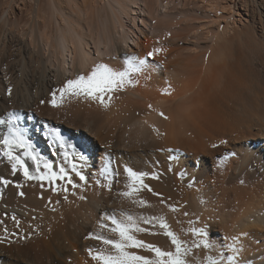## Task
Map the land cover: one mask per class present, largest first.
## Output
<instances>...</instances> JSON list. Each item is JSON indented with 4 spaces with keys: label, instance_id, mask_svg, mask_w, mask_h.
Masks as SVG:
<instances>
[{
    "label": "bare ground",
    "instance_id": "1",
    "mask_svg": "<svg viewBox=\"0 0 264 264\" xmlns=\"http://www.w3.org/2000/svg\"><path fill=\"white\" fill-rule=\"evenodd\" d=\"M10 5V17H34L41 43L36 44L33 28L27 45L25 33L11 41L16 49L26 52L30 45L34 51H50L67 75L74 68L86 75L107 62L114 69L118 57L113 58L114 53L133 58V64L144 60L147 67L130 72V83L105 94L107 106L85 96H80L76 108L13 106L19 120L23 111L35 112L41 120L60 111L73 116L66 128L56 118L54 125L41 123L40 131L33 117L21 120L26 121L22 128L41 164H51L56 172L64 168L77 186L61 180H27L19 169L13 173V162L0 154V180L8 181L0 183V264H51L55 252L71 264H99L89 250L112 249L89 234L118 239L101 217L121 210L163 216L169 230L192 248L190 264H202L206 256L218 254L202 245L194 247L203 239L194 229L221 246L237 237L236 247L243 248L241 264H264V86L244 102L237 87L249 81L239 64L241 53L236 55L229 47L235 39L250 41L257 22L263 26L264 0H239L236 10L233 0H11ZM43 84L51 86L48 78ZM238 91L244 102L240 109L234 108ZM12 105L4 104L0 91V117L6 118ZM106 108H117L116 115L132 121V129L117 126L116 139H108L107 131L96 127L92 112ZM53 130L63 138V147L50 135ZM126 137L133 140L126 143ZM96 140L99 150L94 149ZM16 151L36 175L32 161ZM48 151L53 156L49 160ZM125 167L145 173L131 197L122 195L130 184ZM77 170L85 181L76 176ZM101 222L109 228H101ZM139 227L146 231L134 233L137 239L173 250L158 222H141ZM128 251L154 258L147 249Z\"/></svg>",
    "mask_w": 264,
    "mask_h": 264
},
{
    "label": "snow or ice",
    "instance_id": "2",
    "mask_svg": "<svg viewBox=\"0 0 264 264\" xmlns=\"http://www.w3.org/2000/svg\"><path fill=\"white\" fill-rule=\"evenodd\" d=\"M152 53H149L151 56ZM133 58H128L126 60V65L128 70L116 71L110 68L106 64H99L94 66L90 73L87 75H79L76 79H68L65 81L63 86L58 90L61 98L67 95L72 96H85L91 99H98L99 102L105 104V94L114 91L117 87L122 88L124 83L130 81V72H137L145 69L147 67V62L144 60H139L136 64L132 63ZM56 92L52 93V100L50 104L53 107L58 106L56 100ZM109 99L111 97L109 96ZM44 103V101H41ZM163 115V113H161ZM56 142L60 144L61 147L64 146L63 138L58 132L53 130L50 134ZM0 146H2V154L12 163V171L15 173L19 169L23 176L27 180H40L48 181L49 183H54L56 180L66 181L67 185H72L75 188L77 185L73 182L70 176L67 175L64 168H60L59 172L53 170L51 164L44 162L41 164V157L39 153L35 152L33 145L26 138L24 130L19 123V116L10 112L7 117H0ZM215 147V145H214ZM17 149L21 150L24 157L29 158L32 164L35 165L36 175L30 172L29 165L21 155L17 153ZM80 160H84L83 154L79 155ZM41 167H43L44 172L41 173ZM73 169H76V165H72ZM125 173L127 174L130 184L128 191L122 193L124 197H131L132 194L137 191V184H142V177L145 173H138L131 168L125 167ZM76 176L79 177L80 181H85L86 177L80 172H75ZM155 178V177H153ZM0 183L7 184L8 181L0 180ZM148 187L147 185H143ZM52 191L55 192L56 188L53 187ZM64 191L67 192L68 188L65 187ZM149 191L151 189L149 188ZM23 195V193H20ZM84 198V197H81ZM133 203H136L133 201ZM141 205H145L146 202L139 201ZM55 209H53L54 211ZM108 220L109 225L100 223L101 228H109V230L118 236V239L104 238L103 236H94L89 234V238H94L102 241L103 244L109 245L112 251H96L89 250V254L92 256L93 260L99 261V264H190L188 259L192 255V248L186 245V242L182 241L178 235L170 231V226L166 223L163 216H144L135 215L130 210H121L118 215H109L107 213L102 214L101 220ZM143 222L144 224H152L158 222L159 228L164 230V235L169 238L170 244L173 246V250H164L158 245L150 244L144 240L137 239L134 233L146 231L145 229L139 227V224ZM194 232L201 235L203 239L200 243L195 244L194 247L199 248L201 245L207 250H216L217 256H206L202 264H225V257L227 264H241L238 259L239 254L243 251V248H237L236 244L239 242L237 237L232 238V243H227L223 246L218 245L217 242L208 239V234L202 230L194 229ZM155 235L156 233H150ZM142 248L147 249L153 253L154 258H149L143 255H137L133 252H129L128 249ZM227 248L232 254L229 255L224 251Z\"/></svg>",
    "mask_w": 264,
    "mask_h": 264
},
{
    "label": "rangeland",
    "instance_id": "3",
    "mask_svg": "<svg viewBox=\"0 0 264 264\" xmlns=\"http://www.w3.org/2000/svg\"><path fill=\"white\" fill-rule=\"evenodd\" d=\"M10 2H11V0H0V4H1L0 12H2L3 9L6 10V8H7V10L0 17V91L2 92V94H4V104H6V106H8V105H11V103H12L13 105H12V108L10 109V111L14 112L16 114L19 112H17L16 109L13 110V106H15V104L18 105L20 103L21 104L35 103V104H37L36 107H40L43 105L49 107L48 105L50 104V101L53 98L52 93L56 92L57 93V95H56L57 105H59V104H65V105L73 104V106H74L73 108H76L75 106H76V104L78 102L77 100H79L80 96H72V95L65 94V96L63 97V100H62L61 96L59 95L58 90L63 86V84L65 83L66 80L76 79L79 75H82V74L85 75V74L80 72V70H78L77 68H74L73 71L70 72V74H68V75L63 73V70L60 69V66L58 65V63L56 65L57 60H55V61L53 60V59H55L54 58L55 56H53L50 51H47V50L41 51L38 49L36 50V48L34 51L33 47L30 45L27 46V49H29V50L26 52L25 51L21 52V50L16 49V46H14L13 42H11V41L12 40L14 41L15 39H17L19 37L24 38V36H26V38L24 39L25 40L24 42L27 45V43L29 42V35L28 34H31V32H30L31 29L34 28L33 32H35V33H33V38H35V36L36 37L38 36L36 33L37 32V30H36L37 25H33L34 17L32 19L31 18L29 19V17H26L24 14L23 15L21 14V17H10L8 10L10 9L9 7L11 5L13 6V3L10 5ZM238 2H239V0H233V6H234L235 10L238 7ZM255 4L258 7L257 2H255ZM256 5H255V7H256ZM258 12H259V10H257L256 20L259 19ZM235 16L236 15H234V17ZM18 18H20V19H18ZM73 18L77 19V17H73ZM96 18H95V20H97ZM15 19L19 22L18 23L19 25L17 24V21H15ZM27 21H28V24L26 23ZM15 22H16V24H15ZM11 23H12V25L14 23V25L11 26ZM32 25H33V27H31ZM262 25L264 26V16L262 17ZM263 26H261V23L257 22L255 25V30L251 34L250 41L244 42L241 39H239V40L235 39L229 46L232 49L231 51L234 52L236 55L238 53L239 54L241 53L239 64H240V66L243 65L241 68L244 72H246L245 73L246 81H249L248 82L249 84L246 82H245L246 84H242V85L240 84L242 90L239 89L240 85H239V87H237V89L239 91H241V94L243 95L242 99H244V102L247 101L248 99H249V101L254 99L256 94H258L257 92L260 91L259 86H260V88L264 86V83H262L264 81V79H263V77H264V51H263L264 46L262 45V44H264V28L263 29L261 28ZM235 28L239 29V27H235ZM21 34H24V36L23 35L20 36ZM17 36H19V37H17ZM38 39L39 38L37 37L36 44L41 45L40 40H38ZM10 42H11V44H10ZM12 44H13V47H12ZM47 53H48V55H47ZM50 54H51V56H50ZM113 58H116V60H117L116 68L113 67L114 68L113 70H116V71L127 70L126 69L127 65L125 63L126 59L123 57V54L114 53ZM47 60L49 61V63L47 62ZM54 62H55V64H54ZM104 64H106L110 68H112L111 62H107ZM55 66L57 68H55ZM120 66H121V68H120ZM87 74L88 73H86V75ZM247 74H248V76H247ZM258 77H261V78H258ZM47 78H48V80H50L51 86L44 87L43 83ZM260 79H263V81ZM260 82H261V84H260ZM243 85H245V86L242 87ZM251 87H253V88H251ZM255 90H257V91L255 92ZM239 91L237 92V94H239V95L236 94V98L234 99V103H236L234 105V108L239 106V109H240L241 103H244V102L241 101L242 99L241 100L239 99L242 97V96H240L241 94ZM251 91H253V92H251ZM253 93L255 95H253ZM58 95H59L61 100H59ZM252 95H253V97H252ZM249 96L251 98H249ZM81 98H80V100H81ZM41 101H44V103H41ZM64 101H66V102H64ZM92 102L94 103V101H92ZM239 103H240V105H239ZM50 107L52 109L54 108L52 105ZM104 108L105 107H103V109ZM111 108H113V107H111ZM234 108H232V110H234ZM54 109H57V108H54ZM103 109H101L102 113L101 112L97 113L94 110L92 112L95 113L94 114L95 116L93 115V117L98 122L96 127L101 126L103 133H106V131H107L108 139H111V140L116 139L115 137L117 134L116 133L117 126H119V128H121V129L125 128L127 131H130V130H128V128L130 127V124L133 122L128 121V119H125L123 116L121 117V116L116 115L119 112V110L117 108L112 109V110L106 108L105 111H103ZM82 111L85 112L84 110H82ZM60 112L62 113V111H60ZM105 112L107 113V115ZM61 113H57L56 114L57 117L51 115V116H48L47 118L41 120V118L37 117L38 115L35 112H32L31 115H28V113L23 111L22 112V118H20L19 123L22 127H25L26 121L21 120V119L27 118V116L33 117V119H36V121H37V124L35 125L36 130L40 131V129H42V127L44 128V125L41 126V123L43 124V123L48 121V123H51L52 125H54L55 122L52 119L55 120L57 118L56 120L58 121V123L62 124V126L64 128H66V125H68L67 121H69V122L72 121L73 116H70V114H68V113H67L68 115H66V112H65V114L63 112L62 115H61ZM54 115H55V113H54ZM58 115H59V120H58ZM61 116L62 117L65 116V118H61ZM109 117H110V119H109ZM48 118H50V119H48ZM63 119H64V123L62 122ZM110 120H111V123H110ZM115 122H117L118 125ZM114 123H115V127H114ZM26 126H27V124H26ZM131 127H133V126H131ZM108 131H109V134H108ZM122 133H121V135L124 139V136H126V134H124V133H126V131H124V129H123ZM24 134L26 136L27 132L25 131ZM127 134L129 135L130 132ZM27 139L32 143V141L29 138H27ZM91 139H92V141H95V139H93V138H91ZM120 139H122L121 136H120ZM130 139L133 140V138L131 137V138H129V141H127L128 139L126 137V139H125L126 143L127 142L130 143L131 142ZM98 143H99V141L96 140V142L93 144L95 150H99V144ZM44 145L47 148V144H44ZM84 145L87 146V144H84ZM97 155H98V153H95V156H97ZM45 156L48 160L51 157L53 158L51 151H48L45 154ZM234 156H237L236 152H234ZM34 167H35V165H34ZM87 174L89 175L90 173H87ZM220 214L222 215V213H220ZM220 214H218V215H220ZM214 232L215 231H211V230L209 231L210 234H212ZM218 234H220V233H218ZM51 264H71V263L68 260H66L63 256L61 257V255L59 253L55 252L52 255Z\"/></svg>",
    "mask_w": 264,
    "mask_h": 264
}]
</instances>
